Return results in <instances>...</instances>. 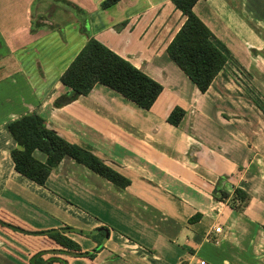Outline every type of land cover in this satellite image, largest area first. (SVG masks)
Masks as SVG:
<instances>
[{
  "label": "crops",
  "instance_id": "crops-1",
  "mask_svg": "<svg viewBox=\"0 0 264 264\" xmlns=\"http://www.w3.org/2000/svg\"><path fill=\"white\" fill-rule=\"evenodd\" d=\"M45 2L59 8L60 0H0V219L30 231L64 226L92 231L66 234L84 251L100 246L94 258L44 255L67 264H264V41L250 35L256 29L247 20L252 2L193 5L213 41L224 42L232 59L205 92L167 53L187 19L173 0H144L142 6L141 0H128L134 10L124 7L119 17L108 15L99 26L91 17L90 31L79 19L63 25L51 21L33 31L35 23L44 25L39 20ZM254 7L264 13L261 1ZM76 36L81 41L63 59ZM90 36L163 84L150 109L102 83L87 95L57 100L70 90L60 80L63 71ZM39 44L46 58L63 59L51 80L38 57ZM240 62L243 73L237 76L231 67ZM176 105L186 110L179 126L167 121ZM32 112L130 184L120 188L70 156L43 185L18 172L11 156L17 142L6 124ZM34 156L46 160L40 150ZM217 184L230 193L243 188L249 202L240 210L231 207L214 197ZM59 248L47 235L0 222V264H31L38 251Z\"/></svg>",
  "mask_w": 264,
  "mask_h": 264
},
{
  "label": "trees",
  "instance_id": "trees-1",
  "mask_svg": "<svg viewBox=\"0 0 264 264\" xmlns=\"http://www.w3.org/2000/svg\"><path fill=\"white\" fill-rule=\"evenodd\" d=\"M119 1L102 0L100 4L102 8L107 9ZM173 1L187 15V19L169 44L167 53L189 75L197 87L205 92L227 63V52L213 41L210 29L193 12V5L198 0ZM71 6H73L76 17L82 21L84 27L88 30V11L78 4ZM39 26H45V24L37 25L35 23L32 29L35 30ZM60 80L70 90L57 99L59 102L70 101L80 94L87 95L95 84L102 83L134 101L142 108L150 109L163 90L162 83L94 36L88 38L84 46L63 71ZM185 114L186 110L176 105L169 113L167 120L177 126L181 123ZM6 127L17 142V146L11 151L15 169L41 185L46 183L52 169L66 156H70L77 162L86 165L120 188H125L131 182L129 178L105 163L92 151L68 141L49 128L46 119L37 112L17 117L8 122ZM35 150L44 152L46 160L37 159L34 156ZM213 195L217 199L228 201L231 207L239 210L243 209L250 200L249 193L243 188L235 187L233 193H230L218 184L215 186ZM0 222L14 230L47 235L61 245L59 249L38 251L29 259L31 264H51L54 261L67 264V260L62 257L44 258V255L48 253H63L94 258L101 248L98 246L93 251H84L79 243L66 234L69 231H77L91 235L92 231L71 226L30 231L4 222L1 219ZM96 230H101L102 233H106L105 237H108L106 228L99 227Z\"/></svg>",
  "mask_w": 264,
  "mask_h": 264
},
{
  "label": "rangeland",
  "instance_id": "rangeland-1",
  "mask_svg": "<svg viewBox=\"0 0 264 264\" xmlns=\"http://www.w3.org/2000/svg\"><path fill=\"white\" fill-rule=\"evenodd\" d=\"M101 1L102 0H77V2H80L81 5L87 7L90 10V11L87 12V13H90V15L87 16L88 22L90 23V19L92 17V19H94V21L97 22V26H99L101 24L102 20H103V22L108 20L109 19L108 15L109 16L110 15L111 16H118L119 17V14H121V10L124 7H125L124 10L125 9H127V10L133 9V6L132 7L130 6V3L128 2V0H125L121 4L119 3L118 5L115 4L116 6L113 5V6H111L108 9H105V8L101 7V4H100ZM250 1L252 2V7L247 8V17H248L247 20L249 21V23H250V20L253 21V23H251V24L253 26H255V28H256V29H252L253 31H251L250 35H253L252 32H254L259 38L263 39V41H264V22H262V21H264V15H263L264 13L261 10L263 8L260 7V9L258 11L259 14H258L256 9H255V7H254V6H259L260 5V1H261V5H263V7H264V0H258V5H257L256 0H250ZM77 2H76V4H78ZM143 2H144V0H141L139 6H142ZM72 3H73L72 1H70V2L60 1L59 8H57L56 6L51 8L52 4H50L49 2H45V6H46V8L44 9V11H45L44 12L45 13L44 16L45 17H41L43 19V22L41 20H39V23L46 24V23H52L51 21H57L60 25L61 24L63 25V24L68 23L72 19H78L76 17V13L73 12V6H71V5H73ZM42 9H43V5L42 6H38V10L39 11L42 10ZM252 14H256L258 16V18H257L256 15H252ZM39 27H43V26H39ZM39 27H36L35 30H37V28L39 29ZM46 27H49V26H46ZM53 30H55V28ZM251 37H253V36H251ZM80 41L81 40L79 39V37L76 36L75 37V42L73 44L68 45L65 48V56H63V59H67V58H69L71 56V53L78 46ZM219 44H220V47L223 50L224 49H226V50L229 49L227 47V45L224 44V42L220 41ZM35 48H37V53H38L42 47L39 44V45L35 46ZM54 56H55V54H54ZM38 57L40 59L44 60L43 65L45 66V71L47 73V80L53 79L56 76L55 73L57 72V68L61 67V61L63 59L60 62H58L55 59V57H53L52 59L46 58L43 55V52H39ZM231 60L232 59L230 57V59H228V62L231 61ZM228 62L223 66V69H225L227 66L229 68L230 63H228ZM231 63H232V61H231ZM240 64H242V62L234 63V67H231L232 71L235 72L237 74V76H238L239 73H243V68L241 67ZM261 107H262V109H264L263 106H261ZM174 126H176V125H174ZM177 126H179V125H177Z\"/></svg>",
  "mask_w": 264,
  "mask_h": 264
},
{
  "label": "built area",
  "instance_id": "built-area-1",
  "mask_svg": "<svg viewBox=\"0 0 264 264\" xmlns=\"http://www.w3.org/2000/svg\"><path fill=\"white\" fill-rule=\"evenodd\" d=\"M215 229H216L217 231H220V230H221V226H217ZM200 264H205V260H201V261H200Z\"/></svg>",
  "mask_w": 264,
  "mask_h": 264
}]
</instances>
